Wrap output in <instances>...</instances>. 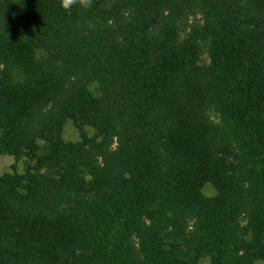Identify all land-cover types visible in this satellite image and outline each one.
Returning a JSON list of instances; mask_svg holds the SVG:
<instances>
[{"label": "trees", "instance_id": "16d2710c", "mask_svg": "<svg viewBox=\"0 0 264 264\" xmlns=\"http://www.w3.org/2000/svg\"><path fill=\"white\" fill-rule=\"evenodd\" d=\"M1 155L0 264H264V0H0Z\"/></svg>", "mask_w": 264, "mask_h": 264}, {"label": "rangeland", "instance_id": "374dc122", "mask_svg": "<svg viewBox=\"0 0 264 264\" xmlns=\"http://www.w3.org/2000/svg\"><path fill=\"white\" fill-rule=\"evenodd\" d=\"M63 138L65 140L77 141L79 139L78 132L74 129L72 122L68 120L63 129ZM15 163V159L11 155H1L0 156V175L5 172L11 171V165ZM24 170V165L22 162L17 163V171L21 173ZM210 192V189H208Z\"/></svg>", "mask_w": 264, "mask_h": 264}, {"label": "clouds", "instance_id": "9594fccd", "mask_svg": "<svg viewBox=\"0 0 264 264\" xmlns=\"http://www.w3.org/2000/svg\"><path fill=\"white\" fill-rule=\"evenodd\" d=\"M74 3H76V0H60V5L65 10H69Z\"/></svg>", "mask_w": 264, "mask_h": 264}]
</instances>
